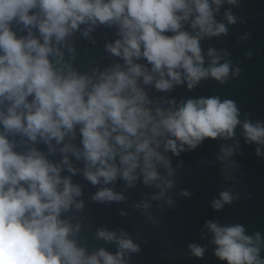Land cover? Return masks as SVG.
I'll use <instances>...</instances> for the list:
<instances>
[{
    "label": "clouds",
    "instance_id": "obj_1",
    "mask_svg": "<svg viewBox=\"0 0 264 264\" xmlns=\"http://www.w3.org/2000/svg\"><path fill=\"white\" fill-rule=\"evenodd\" d=\"M237 4L0 0V264H129L126 257L141 251L128 233L104 228L95 238L115 244V253L89 250L81 235L84 192L74 176L97 187L90 200L99 205L126 200L109 187L123 180L125 189L138 182L158 189L150 200L171 207L174 157L205 141L233 140L238 128L264 157V120H241L236 101L170 95L177 87L192 92L202 82L225 86L240 76L227 52L202 48L236 24L231 9L217 17L223 5ZM100 29L113 34L102 54L94 35ZM237 147L222 146L217 156L225 179ZM238 199L224 190L211 207L221 211ZM150 200L135 208L155 222ZM204 227L222 264H264L259 232L212 221ZM206 250L188 245L197 260Z\"/></svg>",
    "mask_w": 264,
    "mask_h": 264
},
{
    "label": "water",
    "instance_id": "obj_2",
    "mask_svg": "<svg viewBox=\"0 0 264 264\" xmlns=\"http://www.w3.org/2000/svg\"><path fill=\"white\" fill-rule=\"evenodd\" d=\"M228 9L236 17V24L227 25L226 36L203 41L202 48L205 52L209 48L221 54L227 52L226 59L242 69L240 76L230 78L225 86L211 80L202 82L192 92L177 87L170 95L178 100L201 96L232 99L241 111V120L247 118L255 123L264 120V0H238L236 6L223 5L217 19L223 20V13ZM94 35L98 40V52L102 54L105 39H112L113 34L100 29ZM237 144L232 157L234 170L227 173L229 178L225 179L217 156L222 146ZM255 147L244 143L238 128L233 140L205 141L195 151L174 157L175 186L168 193L174 201L171 207L166 200H150L158 189L146 187L142 182L125 189L123 180L109 187L125 195L126 200L99 205L90 200L97 187L91 186L82 176H74L73 182L80 184L84 192L85 210L81 218L86 216L87 219L83 220L81 235L89 250L104 248L115 253V244L95 238L96 229L104 228L118 234L123 230L139 244L141 251L126 257L129 264H222L213 255L214 246L209 243L211 234L204 227L207 222H217L221 226L241 224L247 235L259 232L264 237V157L255 155ZM179 161L182 167H177ZM183 190L191 196H181ZM224 190L233 196L238 194L239 199L215 211L211 202L219 199ZM146 199L152 205L149 212L155 222L147 218L143 208H135V204ZM190 243L206 247L202 260L190 257Z\"/></svg>",
    "mask_w": 264,
    "mask_h": 264
}]
</instances>
